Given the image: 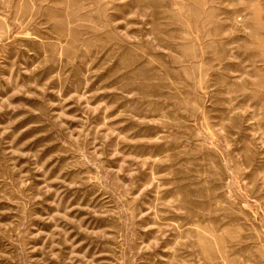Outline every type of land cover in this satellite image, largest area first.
<instances>
[{"label": "rangeland", "instance_id": "374dc122", "mask_svg": "<svg viewBox=\"0 0 264 264\" xmlns=\"http://www.w3.org/2000/svg\"><path fill=\"white\" fill-rule=\"evenodd\" d=\"M0 264H264V0H0Z\"/></svg>", "mask_w": 264, "mask_h": 264}]
</instances>
